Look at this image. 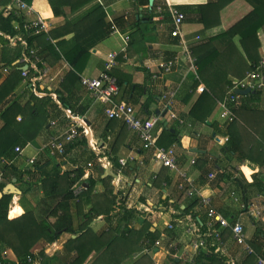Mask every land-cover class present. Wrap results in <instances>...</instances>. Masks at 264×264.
<instances>
[{"label": "crops", "instance_id": "obj_1", "mask_svg": "<svg viewBox=\"0 0 264 264\" xmlns=\"http://www.w3.org/2000/svg\"><path fill=\"white\" fill-rule=\"evenodd\" d=\"M27 1L31 2V0ZM216 1L218 0H147V2L146 0H92L74 12L67 9L66 16L60 17L54 15L48 0H35L32 7L33 15L43 18L48 24L50 32L63 26L67 20L78 25L79 37H84L86 40L82 44L91 52L80 77H98L104 71L109 55L111 53L119 54L118 65L112 71L113 76L121 84L119 99L133 105L141 117L157 115L159 112L163 118L162 115L165 114L163 119L167 120V126H175L180 133V146L176 148L179 169L187 172L195 185L213 198L214 207L226 219L230 222L240 219L245 226L249 241L253 243L258 233L256 224L259 223L255 222L249 214L244 213L243 206L247 204L244 200V196H246L244 191L248 194L249 207L260 206L264 212V88L259 91L253 90L247 95H240L243 98L239 99L236 111L232 110V105L229 106L237 115V120L231 128L232 145L239 155L247 157L245 161L238 162L237 157L226 152L229 138L219 131L225 124L221 118L222 108L219 105L223 101L222 97H213L214 95L209 93L215 100L213 111L209 114V103L198 113L201 118L207 117L206 121H199V118L197 120L189 114L199 97L208 93V87L200 75L197 80L193 72L190 71V63L184 52V47H186L193 54L192 48L202 40L207 41L209 38L225 33L249 14L252 7L245 0L233 1L222 10L220 25L207 31L204 30L203 24L192 21L195 18V13L183 12L186 15V20L181 27V37L175 38L171 35L173 23L170 7L178 9V6L206 5ZM153 5L156 6L154 12H152ZM6 7H9V0H0V10ZM159 7L162 9L161 12L158 11ZM99 8L105 12L109 22L121 19L120 26L114 28L108 37L105 36L101 28H91V24L95 22L92 14H95ZM149 13L152 15V19L149 18ZM200 32L202 37L197 35ZM126 36L130 37L128 45L125 42ZM258 36L261 42L259 50L261 57L259 64H261L264 62V25L259 30ZM74 37L75 33L64 37L68 41L65 45L67 50L74 46ZM182 39L185 42L184 47ZM238 41L237 38L236 42L239 43ZM216 45L223 46L222 43ZM193 57L196 58L194 54ZM175 58L176 63L172 71L164 74L160 70V64ZM46 63L50 68V74L39 84L38 90L46 92V96H48L51 89L58 96L62 106H57L59 110H54L47 120L41 116L40 122L38 121V125H35L34 128L30 125L32 118L29 115L19 114L13 120L23 123L22 119L25 118L27 124L29 123L30 130L37 134L36 139L22 148L20 154L18 153L14 165L18 170L31 169L33 167L28 165V161L34 159L40 166L50 164L47 170L57 165L60 172L65 173L74 171L78 167H82L85 172L88 164H92L90 175L96 178L99 176L111 178V183L116 191H123L125 200L119 203L111 215L102 213L92 221L89 224L91 232L85 236H82L81 232L64 233L54 243L40 240L33 249L35 253H40L36 259L37 264H72L82 259H84L83 264H114L121 258L123 261L120 264H135L145 255L149 257L145 261H151L152 264H194L196 255L189 244L191 237L185 230L187 223H179V220L189 217L190 214H185L184 210L191 205L193 200L186 198L178 191L179 175L156 164L153 160V153L142 149L134 132L124 129L119 121H110L106 115V106L96 102L80 81L76 82L69 78L64 82L72 68L63 57L50 56ZM136 74L140 75L138 79L133 78ZM6 75L7 71L4 70L3 77ZM2 79H0V84ZM201 84L206 87L204 93L197 92ZM172 89L179 90L180 96L176 98L173 110L177 115H184L180 118L183 121L182 124L178 120L171 119L161 100L162 94ZM15 93L14 98L22 105L28 103L29 100L33 101V105H35L34 101L38 102L37 100L45 97L33 93L25 79L20 83ZM227 93L224 98L227 97ZM31 94L35 98H32ZM64 99L73 109L84 114L83 117L86 119L97 147L101 148L100 152H93L87 148L86 144H79L81 139L78 140L79 142L76 141V145L64 158L53 157L50 150L45 147L53 135L67 129L66 110L74 112L72 109L64 107ZM145 103L150 104L148 110L144 108ZM37 104L39 107L47 105L42 102ZM53 121L57 122L56 127L52 126ZM3 125L4 121L0 117V130ZM157 132L160 137L163 127H158ZM116 141L117 153H115V157L117 160L129 156H133L136 160L129 162L117 185L114 181L118 175V161L114 166L107 157L102 156L103 152L111 150ZM193 160L196 161L195 165L192 164ZM0 167H6L5 161L0 160ZM101 168L110 169L115 177L102 173ZM7 174L11 176L10 169H6ZM87 174L85 172V176L76 185L82 181L87 187L90 179V176H86ZM210 174L215 177L210 178ZM167 175H170V183L159 179V177L163 178ZM72 177H75V173ZM23 178L22 184L14 183L21 194H13L9 220L18 219L30 212L37 217L40 215L45 217L44 212L38 207L43 200L44 193L37 186L23 194V190L28 189L25 182L34 181V179H30L29 175H25ZM236 178L242 179L246 190L239 187L236 181L234 182ZM156 179L160 183L156 184ZM35 182H37V178ZM165 183L167 186H164ZM250 184L254 185L250 186ZM105 190L104 183L99 182L94 194L102 195ZM18 208L20 212L15 216L12 215ZM90 209V200L85 194L72 211L74 228H77L82 216L87 214ZM126 210L136 211L140 216V219L129 220V225L140 231L139 234L129 233V228L123 223L119 225V228H115L117 221L122 218L121 214ZM193 210L196 211V209ZM203 215L206 218L205 214ZM50 220L52 221V219ZM56 220L55 218L53 222ZM187 221H189L188 218ZM169 224H174V230L168 229ZM260 225L264 230V222L260 221ZM147 230L152 233L156 232L158 234L156 239L164 241L161 248L153 249V252L149 254L142 248L141 241L136 242L140 235L144 234L140 240L147 236ZM120 236L122 238L115 240V237ZM169 241L175 243L179 250L168 249ZM224 241L226 252L222 255L226 256L229 261L241 264L247 256L243 253L242 248L235 244L228 232L224 236ZM164 245L167 246L164 248ZM0 255L6 259V262L12 264L20 262L10 249ZM253 264H257L256 258Z\"/></svg>", "mask_w": 264, "mask_h": 264}, {"label": "trees", "instance_id": "obj_2", "mask_svg": "<svg viewBox=\"0 0 264 264\" xmlns=\"http://www.w3.org/2000/svg\"><path fill=\"white\" fill-rule=\"evenodd\" d=\"M54 15L57 17L66 16V10L69 9L70 12L78 10L83 5L91 2L92 0H48ZM235 0H218L216 2H209L206 5L197 6H184L177 7L182 13L192 12L195 13V18L192 21H196L204 25V30L207 31L214 27H217L221 23V12L228 5H230ZM251 5L252 11L247 14L244 18L238 21L225 33L209 38L207 41L202 40L196 44L192 50L194 56L197 58L199 66V75L202 81L208 87V93L202 94L197 102L192 107L189 112L190 116L199 121H206L207 117L201 118L198 113L200 110L210 103L209 114L213 111L215 100L209 93H212L213 97H224L228 92L230 87L234 86L238 81L245 78L248 72L254 70L260 63L261 57L259 50L261 48V42L258 36L259 30L264 25V0H245ZM147 2V0H146ZM156 10V6H152V12ZM151 12V13H152ZM95 18V22L91 24V28L99 29L104 31L106 37H108L114 28L120 26L121 19H115L112 22L107 20V16L102 9L96 10L95 14H92ZM149 18L152 19V15L148 14ZM23 20L24 18H17L8 8L0 10V79L2 83L0 84V117L4 121V125L0 130V160L5 161V175L6 169H10L11 176L6 175V180L4 184L0 187V192L4 191L8 183H11L15 178L17 184H22L25 175H29L30 179L34 181L25 183L28 185L27 190L31 191L38 186L39 189L44 193L42 202L38 205L40 210H42L45 217H37L32 212L23 215L22 217L9 220V209L10 204L13 199V194H5L0 199V253L7 250H12L17 258L26 264V258L28 255H32L37 259L40 255L39 252L35 253L33 250L35 245L40 240H45L47 243H54L60 236L64 233H77L81 232L82 236L87 235L91 232L89 229V224L94 221L102 213L111 215L114 209L118 206V203H122L125 200L123 191L115 189L114 185L111 183V178H103L99 176H90L87 183V190H85L79 197L75 198L73 194V187L76 183L85 176V172L82 167H78L74 171H68L61 173L57 165L47 170L50 164L47 166H40L35 163L34 167L31 169L18 170L14 165V161L17 158L18 153L16 148H24L29 142L36 139L37 134L33 133L28 127L27 120L23 118V123L13 121L19 114L29 115L32 118L31 126L34 128L40 122L41 116L45 117V120L50 117L54 110H59L57 105L54 103L51 96H45L42 99L37 100L42 102V104H47L39 107L38 102L29 100L28 103L22 105L15 98V90L18 88L20 83L24 81L22 76L23 66L19 63V60L23 55H28L29 50L32 48H38V55L46 62L50 56H56L58 58H64L66 62L72 68L64 82L69 78L74 81H81L80 74L83 72L88 59L91 56L90 49L84 47L82 44L86 40L84 37H79V27L77 24L69 22L58 28L57 30L51 31L48 34L43 33L41 35H28L23 30ZM186 20V15H185ZM15 24L19 25L16 28ZM75 33L74 46L67 50L65 45L68 41L64 39L67 35ZM203 34V33H202ZM202 37L201 32L197 34ZM20 37H24L26 41V47L19 41ZM239 39V43L236 39ZM16 40V43L13 40ZM222 43L223 46L220 47L219 44ZM62 53V54H61ZM7 71V75L3 77V71ZM36 75L33 70H30L29 79L27 83H31V79ZM113 75V74H112ZM119 85L121 86L120 82ZM65 88V83L63 84ZM221 94V95H220ZM223 95V96H222ZM225 95V96H224ZM32 98H35L32 95ZM180 94H178V97ZM243 97H239L242 99ZM237 100L233 104V109L236 111V106H238ZM64 101V107L70 108L75 114L84 116L80 111L73 109L67 101ZM149 103H145L144 108L149 109ZM6 106L5 108H3ZM236 113V112H235ZM234 113V114H235ZM179 118L184 117L183 114L177 115ZM233 122L225 123L222 130H219L224 136L229 138V145L227 151L230 155L237 157L238 162H243L247 159L246 156L239 155L235 147L232 145V125L237 120ZM118 121V120H110ZM120 122V121H119ZM42 124V123H41ZM123 125L124 129H127L126 125ZM163 127V132L158 140V145L171 148L180 146L179 131L175 126H165L164 123L161 124ZM218 128L219 125H218ZM32 129V128H31ZM78 141V140H77ZM79 142V141H78ZM76 143V142H75ZM68 144L66 146V153L68 154L71 149L76 145ZM79 144H86L85 140H80ZM117 141L113 145L110 151L103 152L102 156L107 157L114 166L117 163V158L115 153H117ZM13 162V163H12ZM12 163V164H11ZM166 170L167 167H164ZM249 169V168H247ZM245 169V171H247ZM248 172V171H247ZM75 173V177L72 175ZM37 178V182H35ZM235 178V177H234ZM158 179V177H157ZM156 179V184L160 183ZM160 180H166L168 183L171 182L170 175L165 177H159ZM158 179V180H159ZM239 187H246L243 185L242 179L236 178ZM99 182L104 183L106 190L104 194H94V190ZM249 185V184H248ZM254 184H250L253 186ZM247 186V185H246ZM129 191V188H127ZM86 194L89 198L91 209L87 214L82 216L81 221L77 225V228L73 227L72 211L75 206H78L81 202V198ZM244 200L249 202L248 194L244 191ZM78 202V203H76ZM197 206V202L193 201L191 205L187 206L184 210L185 214H192L193 209ZM20 212L19 208L16 209L12 215H16ZM41 214V213H40ZM140 214V213H139ZM204 213H200L198 225L200 226L201 233L204 232ZM121 220L117 221L116 229L119 228L120 224H125L129 228V233L139 234L140 231L135 230L134 226H130V219L136 218L140 219V216L136 211L126 210L121 214ZM142 217V216H141ZM57 219L53 222L54 219ZM144 218V216H143ZM52 219V221L50 220ZM258 226L256 239L252 243L256 251L264 257V230L260 223L256 224ZM130 226V227H129ZM230 232H228L229 234ZM227 231L224 233V236ZM147 236H151L156 239L158 234L152 233L147 230ZM120 237H115V240ZM126 238V237H125ZM172 241V240H170ZM170 241L167 245L170 244ZM192 238L189 239V242ZM164 242V241H163ZM166 244V243H164ZM164 245V248L165 246ZM221 248L214 239L208 240L207 248L202 250L199 255L196 256L194 264H231L229 259L222 255ZM81 255V254H80ZM0 255V259H1ZM149 257L143 256L135 264H152L151 261H145ZM116 258L114 257V260ZM82 260L75 261L72 264H83ZM123 258L118 259L114 264L122 263ZM255 262V257L252 255L246 256L241 264H253ZM6 264H12L10 262H5ZM238 264V263H235Z\"/></svg>", "mask_w": 264, "mask_h": 264}, {"label": "built area", "instance_id": "obj_3", "mask_svg": "<svg viewBox=\"0 0 264 264\" xmlns=\"http://www.w3.org/2000/svg\"><path fill=\"white\" fill-rule=\"evenodd\" d=\"M35 0L28 2L27 0H9L8 10L17 18H24L23 20V30L28 35H41L43 33L48 34L50 28L43 18L40 16L33 15L32 3ZM161 8H158V11L161 12ZM170 15L173 23V30L171 35L175 38L181 37V27L185 21V14L179 11L176 8L170 7ZM16 28H19L18 24H15ZM199 39V37H197ZM16 43V40H13ZM19 41L26 47V41L24 37H20ZM130 37H125V42L128 45ZM184 40L182 39V45L184 47ZM27 48V47H26ZM185 56L188 58L190 63V71L193 72L195 78L199 80V67L197 64V59L193 57L191 50L184 47ZM38 48H32L29 50L28 55H23L19 60V63L24 67L27 66V70H23L22 76L25 80L29 79L30 70H33L36 75L31 79L29 88L31 91L40 97L46 96V92L38 90L39 84L48 78L50 74V68L48 64L38 55ZM118 56L117 53H111L109 59L105 64L104 71L98 77H81V85L86 88L93 96L96 102H99L106 106V115L109 120H118L124 125H126L129 131L134 132L140 145L143 150L146 152L153 153V160L156 164H160L162 167H167L171 172H175L179 175V183L177 185L178 191L183 194L186 198L196 201V211L185 217L182 220H179L180 224L187 223L185 227L187 235L192 238V241L189 243L191 249L194 251V254L197 256L201 253L202 250L207 248L208 240L214 239L218 242L222 252L225 254L224 250V233L230 232L232 240L240 246L247 256H255L257 264H264V257L259 254L253 247L251 241L246 233L245 226L240 219L235 221H229L221 213H219L214 207V201L211 196L206 195L203 190L198 188L195 185V182L188 176L187 172L179 169V159L176 151V147L165 148L158 145L159 135L157 128H162V123L164 119L160 115H152L149 117H141L133 105L120 100L121 95V86L116 77L112 75L113 69L118 65ZM176 63V58L174 60H169L160 64V70L164 74H168L172 71ZM264 88V62L259 64L254 70L249 72L245 78L238 81L234 86H232L228 93L227 97L219 103L222 108L221 118L225 123L233 122L236 119L234 112L229 108L230 105H233L237 102L240 95L237 94L238 91H243L250 89L251 91H259ZM206 87L201 84L199 85L197 92L204 93ZM179 90L172 89L167 92H164L161 96V100L164 103V109L166 113H169L172 120H178L180 124L183 121L177 116L173 110V105L178 97ZM48 95L51 96L54 103L61 107V101L58 96L53 93L50 89ZM67 118V129L56 133L53 135L49 143L45 146L50 150V153L53 157L64 158L66 153V146L68 144H73L77 140H85L86 146L89 150L93 152H100L101 148L97 147V144L91 134V130L86 122V119L83 116L75 114L71 110H66ZM168 124L167 120L165 119ZM52 126L56 127L57 122L53 121ZM17 153H21L22 149L17 147ZM133 156L126 158H121L118 160V175L117 179L114 181L115 185L119 184L120 176L123 174L127 168L129 162H135ZM13 163V162H12ZM11 163V164H12ZM35 160L31 159L28 161V165L34 167ZM192 164L195 165L196 161L193 160ZM92 164H88L85 172L88 173L86 176H91L90 169ZM213 174H210V178H214ZM6 175L5 168L0 167V187L4 184ZM164 186H167L165 183ZM85 190H87L86 184L84 182H79L73 188L74 197H79ZM119 206V203H118ZM244 213L249 214V216L254 219L255 222L260 223L264 222V212L260 206H251L244 204L243 206ZM204 213L206 218L204 220V232L201 233L199 221V214ZM187 218L189 221H187ZM174 224H169L168 229L174 230ZM141 245L144 251L149 254L153 252V249L161 248L163 246L162 239H153L151 236H145L141 240ZM168 249L171 251L179 250L178 246L175 243H170ZM6 259L1 258L0 264H6ZM231 264H235L230 261ZM22 264V262H18ZM26 264H37L36 258L32 255H28L26 258Z\"/></svg>", "mask_w": 264, "mask_h": 264}, {"label": "water", "instance_id": "obj_4", "mask_svg": "<svg viewBox=\"0 0 264 264\" xmlns=\"http://www.w3.org/2000/svg\"><path fill=\"white\" fill-rule=\"evenodd\" d=\"M27 69H28L27 66H24V67L22 68V70H27ZM250 92H251L250 89H246V90H243V91H238L237 94H238V95H247V94H249ZM157 115H159V112H157ZM162 116H163V118H164V117H165V114L162 115ZM163 121H164L165 126H167L168 124L166 123L165 119H164ZM100 171H101L102 173L109 174L110 176L115 177L114 174L111 173V170H110V169L104 170L103 168H101ZM15 182H16V180H13L12 183H10L9 185H7V186L5 187L4 191L0 192V199H1L5 194H8V193H10V194H21V191L15 186V184H14Z\"/></svg>", "mask_w": 264, "mask_h": 264}, {"label": "rangeland", "instance_id": "obj_5", "mask_svg": "<svg viewBox=\"0 0 264 264\" xmlns=\"http://www.w3.org/2000/svg\"><path fill=\"white\" fill-rule=\"evenodd\" d=\"M139 77H140V75H138V74H136L135 76H133V78H136V79H138ZM143 236H144V234L140 235V238L143 237ZM140 238H139V240H136V242L137 241H141Z\"/></svg>", "mask_w": 264, "mask_h": 264}]
</instances>
